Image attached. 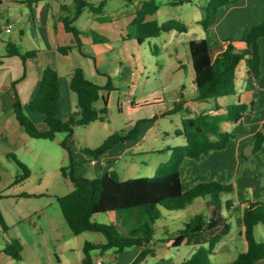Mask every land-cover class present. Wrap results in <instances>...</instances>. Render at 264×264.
<instances>
[{
	"label": "rangeland",
	"instance_id": "rangeland-1",
	"mask_svg": "<svg viewBox=\"0 0 264 264\" xmlns=\"http://www.w3.org/2000/svg\"><path fill=\"white\" fill-rule=\"evenodd\" d=\"M59 1L66 5V8L60 11V16L69 15L73 18L77 15L78 9L75 0ZM86 1L90 4L82 8L81 15L74 22V25L82 30V36L86 41L89 36L87 30L95 23L99 25L100 20L102 22L106 20L105 25H107L108 32L114 39L109 38L112 40L117 53L123 52L125 55L123 57H126V49L123 48L125 44L131 41L137 42L139 46L137 55H139L141 66L135 71L136 79L132 88L130 85H124L123 82L114 79L112 82L113 89L109 92L106 91L110 99L106 121L124 123L129 116H133L128 113H120L118 109L119 98L125 100L130 97L141 98L145 96L154 105L142 110L145 115L153 110L172 108L177 97L174 86L181 78V73H183L182 78L185 79L187 88H190L187 74L184 70L180 71L176 68L181 60L188 66L190 74L194 72L189 41L206 38L213 46H216L211 32L197 23V20L204 17L203 6L208 4L209 0H192V2L181 5L167 4V0H155L161 7V11L156 15L160 23L175 18L186 22L189 30L188 32H167L156 38L145 37L142 44H139L137 40L134 33L135 28L132 29L128 23V14L131 10L139 8L140 4L142 5L146 0H142V3L138 0L131 4H127L125 0H106L103 6L101 5L102 0ZM171 1L173 2V0ZM259 1L264 8V0ZM244 2L246 0H237L228 4V7ZM91 6H96V9H92ZM17 7L19 10L27 9V5L23 4H18ZM262 17L264 20V11ZM95 18H99V20L96 21ZM9 23L12 25L11 32L6 30ZM27 23L28 15H25L20 21L10 13L7 2L0 6V55L7 52V42L20 41V29L27 31ZM122 28L123 35H120ZM116 35L121 40L124 38L126 43H117ZM97 38L99 42L109 40L103 35ZM26 41H24L25 46L27 45ZM131 89H134L132 93H130ZM190 93L189 91L188 94ZM155 96H161L162 100H165L164 105H156L155 103L159 101L155 102ZM227 98L232 104L239 102L235 96ZM99 105L101 106L102 103ZM184 116L185 111L173 113L159 118L152 126L141 121L136 138H143V141L126 153L124 151L125 144L118 145L113 152L114 154H121V156L114 162L113 170L118 172L122 180L154 176L158 166L168 162L172 156L171 150H155L164 149L168 145H182L186 142L184 136L176 134ZM138 122L136 119L125 130L131 131ZM103 125L101 121L96 123V126ZM38 126L41 129L46 128L45 124L40 122ZM96 126H92L93 128L91 126H76L74 140L67 132L58 133L53 140L33 138L29 135L26 136L28 138L26 141L12 137L6 138L7 132L0 137V172L2 175L0 193L4 195L0 203L9 225V230L4 232L0 224V264H82V258L85 254L84 247L87 242L104 243L107 241L104 233L99 231L88 230L80 235L73 234L57 199V196L68 194L74 189V183L70 177L71 172L77 177L95 178L102 176L103 173L91 162L94 157L87 154L84 149H93L100 145L112 129L109 127L107 130H92ZM1 130L2 127L0 126V132ZM65 142L68 148L64 146ZM68 149L71 150L72 155L69 154ZM12 153L16 154L32 171L29 178L17 184L13 183L23 174V170L10 156ZM247 159L249 158L243 155V162L240 166L237 165V168L236 165L228 164L223 167L224 169L216 170L215 175L219 178L214 177V175L211 177L206 164L198 165L199 168L194 166L195 171L191 175L187 171L188 168L183 173L186 187H190L198 181L202 182L205 180L204 178L210 181L219 180L234 187L233 193L222 195L223 215L230 221L232 228L230 233L220 240L215 253L210 254L209 261L214 264H229L241 252L247 250L248 243L244 235L243 222L244 208L251 201L261 200L264 202V172L259 167L260 165L254 162L253 165L257 168L249 172L247 178L243 177L242 173L246 168ZM64 167H67L68 171L66 176L62 171ZM197 176L198 178L200 176L201 179H198ZM228 198H232L234 201L231 210L226 207L225 201ZM205 200L204 197H199L182 210L171 211L163 208L161 218L154 224L155 243L161 249H151L152 244H150L147 247L150 252L149 257H146L148 253L146 249L145 258L137 264H183L190 259L200 248L199 246L184 243L176 247L172 245V241L163 240L168 238L169 234L177 233L184 228L185 223L196 214H206ZM92 220L107 224L115 222L122 232H129L130 227L128 229L123 227L116 212L95 214ZM255 237L258 241H264L263 223L256 225ZM14 238L19 239L23 245L22 261L13 259L3 251L7 247L6 241ZM136 249L140 248H128L118 253V259H112L113 254H117L116 249H109L102 253L99 248H92L90 254L96 261L98 258H102L104 264H126ZM5 257L9 259L7 260ZM2 261L5 262L2 263Z\"/></svg>",
	"mask_w": 264,
	"mask_h": 264
},
{
	"label": "trees",
	"instance_id": "trees-1",
	"mask_svg": "<svg viewBox=\"0 0 264 264\" xmlns=\"http://www.w3.org/2000/svg\"><path fill=\"white\" fill-rule=\"evenodd\" d=\"M43 0H22L32 10L34 5ZM106 0L101 1V5ZM133 3L138 0H125ZM237 0H209L203 6L204 17L199 23L208 30L218 21L219 10ZM77 15L64 21L66 30L71 32L76 39V46L81 47L82 31L74 25L75 20L81 15L82 8L90 3L86 0H75ZM192 0H170V3L181 5ZM4 0H0V6ZM96 9V6H91ZM160 5L155 0H146L137 9L136 15L130 27L135 28L137 40L143 43L144 38H156L163 33L178 31L188 32L186 22L178 19H170L160 23L159 20H148L149 15L156 14ZM264 36V20L253 26L247 33L241 36L240 41L245 43L242 48L237 47L232 39H227L225 44L213 46L208 39H191L190 57L195 74V83L199 102H207L213 105V111L193 112L185 107L186 99L181 92L172 108L160 111L155 119L173 113L185 111L181 126L176 130L178 136H184L186 143L168 147L172 151L170 160L158 166L154 176H144L122 180L116 170L100 177L88 178L70 177L74 183V189L68 194L57 196L64 217L73 234L80 235L88 230L104 233L107 241L104 243L87 242L84 247L85 256L83 264H96L90 254V249L99 248L102 253L109 249H116V253L128 248H145L156 242L154 224L162 216V209L182 210L192 204L197 198L206 200L207 213L196 214L185 223L184 228L177 233L168 235L163 241H172L173 246L197 245L200 248L183 264H214L209 261L210 254L215 253L220 240L230 233L232 224L223 215L222 195L233 193V185H227L219 180L199 182L192 188L186 189L182 175V165L185 159L200 160L214 150L225 149L234 137L232 132L224 129L225 122L239 123L247 116L254 114L251 104L238 102L236 104L223 103L222 98L237 96L238 67L244 62L253 76L257 79L262 71V55L260 38ZM6 56H20L37 58L39 50L22 53L20 46L15 42H7ZM61 52L67 53L72 46H62ZM70 87L77 96V109L71 116L63 120L58 116L60 96L59 71L47 64L44 67L43 77L38 93L29 104L30 110L44 115L45 129H41L26 112L21 101L17 98L14 103L16 119L26 133L38 139L56 138L60 132H67L74 140L76 126H88L92 122L105 120L109 109V98L105 94L113 89L110 82L107 85L97 84L86 78L82 69H76L70 75ZM102 103L101 106H98ZM223 110V112H220ZM131 131L121 130L110 135L101 145L95 149L84 150L93 159H98L106 151L116 144L134 139L139 133V124ZM264 145V124L254 135V152H258ZM64 146L68 148L67 143ZM69 154L71 150L68 149ZM72 155V154H71ZM10 156L22 168L23 174L15 180L17 184L31 176V168L21 161L16 154ZM63 174L68 175L67 167L62 169ZM2 175L0 172V182ZM29 195V194H27ZM4 197L0 193V201ZM228 210L234 206L232 198L225 201ZM116 212L123 227H130L128 233L119 229L117 223H99L92 220L95 214ZM244 235L248 243L247 250L241 252L237 258L229 264H264V241H258L255 237L256 225L264 224V202L251 201L243 211ZM0 224L4 232L9 230L0 203ZM5 254L17 261H22L23 245L19 239H8ZM221 264V263H216Z\"/></svg>",
	"mask_w": 264,
	"mask_h": 264
},
{
	"label": "crops",
	"instance_id": "crops-1",
	"mask_svg": "<svg viewBox=\"0 0 264 264\" xmlns=\"http://www.w3.org/2000/svg\"><path fill=\"white\" fill-rule=\"evenodd\" d=\"M139 1L142 3V0ZM6 2L9 4L10 13L18 18V20L21 21V18L23 19L25 15H28V30L20 29V41L12 40L11 42L17 43L22 53L32 50H39L40 52L37 58H27L26 60L20 56H6L7 52L0 55V126L2 127L0 137L4 136L7 132L8 134L5 135L6 138L12 137L25 141L28 139L26 137L28 134L23 127L19 125L15 116L14 103L17 98L21 101L26 112L37 125L39 122L44 124V115L30 110L29 104L40 89L44 67L47 64L55 67L60 74L58 116L63 120L68 119L77 109V96L70 87V75L76 69H82L86 78L97 84L104 86L110 82L112 83L114 79H117L119 82L121 81L127 86L130 85L132 88L136 79L135 71L141 66L139 55H137L139 46L137 42L131 41L125 44L123 48L126 49V57H123V52L120 54L117 53L112 40L109 38H112V36L108 32L107 25H105L106 20H103V22L100 20L99 25L95 23V25L87 30L89 33L87 41L82 36V32V45L81 47H77L74 35L66 30L64 24L65 19L71 17L69 15H59L60 11L66 8V5L61 4L59 0H43L34 5V10H32L28 4L23 3L22 0H4L1 6L6 4ZM166 3L169 4L170 0H167ZM18 4L27 5V9L19 10L17 7ZM137 9L138 8L129 12L128 23H131L134 19ZM160 11L161 7L156 14L149 15L147 19H157L156 15ZM263 11L264 8L261 6L259 0H246L244 3L232 6L229 5V7L227 5L219 10L217 23L207 31L211 32L216 45L225 44L227 39H232L237 47L242 48L245 46V43L240 41L241 36L247 33L253 26L263 21ZM243 19L244 21H242ZM94 20L97 21L99 18H95ZM102 23L103 25H101ZM197 23H199V20H197ZM8 25L11 24L9 23ZM121 30L122 32H120V35H123V28ZM100 35L106 38L108 37L109 40L107 42H99L97 37ZM117 37L118 35H116V38ZM25 40H27L26 46L24 44ZM116 42L126 43L124 38L123 40L117 38ZM139 44L142 43L139 42ZM260 45L262 55L261 74L256 79L245 63L242 62L238 67L237 77L239 96H235L239 102L251 104L254 109V114L245 117L239 123L225 122L223 125L224 129L234 134L229 145L225 149L212 151L209 155L204 156L200 160L193 158L185 159L182 165V175L187 168L188 173L191 175L194 173L195 168H199L198 165L202 166L206 164V168L209 169L211 177L214 175V177L216 176L219 178V176L215 175L216 170L224 169L223 167L228 164L236 165L237 168V165L240 166L243 162V155L249 158L247 159L248 165L246 164V168H244V172L242 173L243 177L247 178V175H249L248 173L252 172L254 168H257L253 165L254 162L260 165L259 167L264 172V145L258 152H254L253 150L254 135L264 124V36L260 38ZM62 46H72V49L64 53L59 49ZM176 68L180 71L184 70L187 74V79L189 77L190 85V88H187L185 79L182 78L183 73H181V78L174 86V90L177 91L176 100L179 98L180 93L183 92L186 99L185 107H188L193 112L213 111V105L211 103L195 100L197 90L194 72L190 74L188 66L181 60ZM133 90L134 89H131L130 93H132ZM189 91L191 92L190 94H188ZM105 94L109 96L107 92ZM155 99V102H157V100L159 101L155 103L156 105H164L165 100H162L161 96H155ZM221 102L232 103L227 97L222 98ZM98 106L100 105L98 104ZM150 106L154 105H152L150 100L145 96L141 98L130 97L125 100L119 98L118 109L120 113H128L133 116H129L124 123L98 120L92 122L88 126L93 128L92 126H96V123L101 121L104 125L96 126V128L94 127L95 129L92 130H107L109 127L112 129L111 132H109L110 134L101 142L102 144L110 135L125 129L129 124L134 123L136 119L145 122L146 125L149 126L156 123L159 118L155 119V116L166 108L159 111L153 110L145 115L142 110ZM220 112H223V110ZM142 141L143 138L129 139L116 144L112 149L102 154L98 158L101 163L95 164L98 170L103 173L102 176L113 170L114 162L121 156V154H114L113 152L118 145L125 144L126 148L124 151L126 153L131 151L135 145ZM171 146L172 145H168L164 149L155 151H165ZM198 179H201V177L199 176ZM204 179L205 180H202V182L210 181L206 180V178ZM197 183H199V181L195 182L194 185ZM194 185L190 187H186L185 185V188L189 189ZM146 249L147 247L136 249L134 253L131 254L130 260L126 259V264H137L141 262V259L145 258L144 254ZM151 249H161V247L156 243H152ZM147 252L146 257H149V249H147ZM118 256V254H113L112 259H118ZM6 259L8 260L9 258ZM94 261L95 263L97 262L96 260ZM3 262L5 261H2V263ZM261 263H264V261Z\"/></svg>",
	"mask_w": 264,
	"mask_h": 264
},
{
	"label": "built area",
	"instance_id": "built-area-1",
	"mask_svg": "<svg viewBox=\"0 0 264 264\" xmlns=\"http://www.w3.org/2000/svg\"><path fill=\"white\" fill-rule=\"evenodd\" d=\"M11 28H12V25H9V26L6 28V30H7L8 32H10V31H11ZM91 162H92V164H98L100 161H99L98 159H93V160H91ZM97 264H104L102 258H98V260H97Z\"/></svg>",
	"mask_w": 264,
	"mask_h": 264
}]
</instances>
